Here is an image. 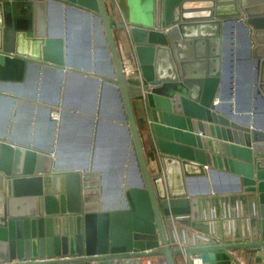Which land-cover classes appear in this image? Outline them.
I'll return each mask as SVG.
<instances>
[{
    "label": "water",
    "instance_id": "95a60500",
    "mask_svg": "<svg viewBox=\"0 0 264 264\" xmlns=\"http://www.w3.org/2000/svg\"><path fill=\"white\" fill-rule=\"evenodd\" d=\"M151 5L139 12V22L126 26L110 15L106 0L0 3V110L6 102L10 108L0 132V264L53 257L71 259L31 264H143L154 258L216 264L218 252L264 264V125L258 110L238 107L231 90L234 40L242 29L256 97L264 102V0H153ZM55 7L65 11L64 32L52 31ZM72 13L87 26L93 19L94 47L106 49L108 68L98 67V54L93 67L71 58ZM117 30L141 76L125 77ZM81 68L87 73L81 79L93 85L92 116L83 118L89 123L88 151L84 161L75 164L71 158L65 164L63 122L68 109L74 110L65 94L50 103L62 109L58 120L49 116L59 125L57 148L16 137L18 110L9 127L15 99L6 95L44 103L37 85L26 91L31 77L37 81L41 71L57 72L60 87L64 77L75 75L66 69ZM108 86L129 159L114 200L106 198L108 177L96 162ZM147 91L151 157L133 106L136 101L141 106ZM30 107L33 115L35 105ZM216 174L234 181L232 195L219 200L221 213L209 198ZM196 181H205V190H194Z\"/></svg>",
    "mask_w": 264,
    "mask_h": 264
},
{
    "label": "crops",
    "instance_id": "0c3cea01",
    "mask_svg": "<svg viewBox=\"0 0 264 264\" xmlns=\"http://www.w3.org/2000/svg\"><path fill=\"white\" fill-rule=\"evenodd\" d=\"M22 1H33L36 2L37 0H0L2 2H22ZM109 13L113 11V14L110 15L115 19L117 23L125 24L126 26H131L133 23L131 21L130 13L135 1L139 0H125L126 4L125 7H122L121 0H117L118 6L114 3V0H106ZM113 3L116 6V10H113ZM40 15H43L45 18V11L43 10V6H39ZM111 10V11H110ZM115 11V12H114ZM117 11V12H116ZM118 13V14H117ZM51 28L53 33H60L64 32L66 28V14L65 11L55 7L52 8L51 11ZM70 51H71V58L81 67L94 65L95 59L94 55L98 54V67L101 69H106L109 67L108 57L106 54V49L103 46L94 47V30H95V23L91 18L89 21V26H86L90 29V48L89 51L85 48V44H83L82 39L80 38L79 34L84 29V25L79 23L78 17H76L73 13L70 14ZM96 31H99L98 26H96ZM240 36L237 35L234 40V48L233 54L235 56L234 59V66H233V85L232 88L229 86V79L227 80V84L224 87V95L229 97L230 91L232 90V94L234 95L235 99H237L238 107L240 109H248L250 113H253L254 110H258L257 118L258 123L264 125V102L262 99L256 97L255 86H254V67L252 68L250 62L247 60V43H246V35L244 30L239 29ZM116 37L118 39V44L120 48V52L125 51L126 48L124 45L123 38H121L120 32L116 31ZM78 37V38H77ZM242 58V59H241ZM243 61L241 63L240 61ZM81 69H66V72L71 71V77H64L62 80V84L59 87V80L60 74L54 71H47V72H39L38 80L35 81L32 77L27 82V89L30 93L31 89L37 85L38 87V94L44 98L45 102L42 103L40 101H32L29 98L15 96L14 94H7L8 98H14L15 103L10 110V118L8 126L12 124L13 116L18 110V120H17V129L15 130L16 137L19 140L27 141L30 140L31 142H36L39 145L45 147H55L57 148V138L59 137V125L53 126L50 122V117L54 119L52 114H60L61 107L52 106L53 102L57 100L64 99V94L66 96V100L70 104L69 106L73 107L74 110L68 109L67 117L63 122V135H62V145H61V154L64 157V163L68 164L71 162V158H83L87 155L88 146H87V138L88 132L87 128L89 126L88 120L83 118H89L92 115L89 114L91 111V104L93 102V93L92 87L93 85L86 80L81 79L80 75H87L86 72L82 71ZM230 69L228 68L229 73ZM78 75V76H77ZM90 76L92 75L89 74ZM229 75V74H228ZM33 76V73L31 74ZM112 85V84H111ZM113 86V85H112ZM112 86L106 87L104 94L106 93H113ZM67 88V89H66ZM231 89V90H230ZM104 101L103 107H105L102 111L104 115L107 117V114L110 113L111 108L114 107L113 102ZM22 104L18 106V104ZM6 105L3 106L0 110V132L2 130V124L5 122L7 115L9 113V106L7 102ZM24 104V105H23ZM34 104L35 109L32 110L30 105ZM18 107V109H17ZM70 107V108H71ZM110 109L109 112L106 109ZM49 109L51 111H49ZM107 112V114H106ZM75 115V116H74ZM50 116V117H49ZM79 116V117H76ZM59 118V116H58ZM55 119V120H58ZM103 119V118H102ZM107 119V118H104ZM103 119V120H104ZM16 124V125H17ZM28 126V127H27ZM111 138L107 140H103L100 145L97 147V154L101 151L107 149L111 142ZM92 151V148L90 149ZM92 153V152H91ZM234 181L223 174H216L215 175V190L210 194L209 198L216 200L218 211L221 213V204L220 201L224 197H229L232 195V190ZM192 188L194 190H205L206 182L205 181H196L192 184ZM109 200H114L117 196L113 194H109L107 197ZM148 261V260H147ZM238 262L234 260L230 255L225 252H218L216 253V264H246L245 261L240 260ZM151 262L153 264H158L157 259H152ZM143 264H146V260Z\"/></svg>",
    "mask_w": 264,
    "mask_h": 264
},
{
    "label": "rangeland",
    "instance_id": "374dc122",
    "mask_svg": "<svg viewBox=\"0 0 264 264\" xmlns=\"http://www.w3.org/2000/svg\"><path fill=\"white\" fill-rule=\"evenodd\" d=\"M152 1L153 0H139L135 1L133 4L135 7L132 8L130 13V19L132 22H139V12L144 10L145 8H152ZM132 3V0H131ZM84 25V29L79 34L80 38L83 41V44H85V48L88 49L90 47V29L87 28L85 21L81 23ZM78 38V37H77ZM242 59V58H241ZM243 63V61H240ZM114 100L112 93H106L104 94V101H110ZM91 108V107H90ZM105 107H103L104 109ZM102 109V110H103ZM108 110V111H107ZM107 112L110 111V109H106ZM106 112V114H107ZM54 114H52L53 116ZM58 115V114H57ZM60 116V114L58 115ZM119 117L120 114L117 111L115 105L111 108L110 113L107 114V119H102V122L99 126V133L97 134L98 142L101 143L103 140H107L108 138H111V142L106 150L101 151L96 155V162L100 166H102L105 170V174L108 177V192L109 194H113L117 196L119 194V191L121 189V176L125 169L129 168L128 161L129 159H126L125 157V149L127 148V140L125 138V130L124 127L119 123ZM85 159L81 158H75L72 160L73 163L77 164ZM132 182V178L130 179ZM124 187V186H123Z\"/></svg>",
    "mask_w": 264,
    "mask_h": 264
},
{
    "label": "built area",
    "instance_id": "2783aa9c",
    "mask_svg": "<svg viewBox=\"0 0 264 264\" xmlns=\"http://www.w3.org/2000/svg\"><path fill=\"white\" fill-rule=\"evenodd\" d=\"M114 3L116 4L117 7H119L117 0H114ZM120 53H121L123 73H124L125 77L131 78L134 76H141V70H140L139 65L137 64V61L135 59L131 58L130 56H128L127 52H125V51L120 52ZM148 92L149 91L143 92V96L140 99V104L142 106L141 108H142L143 114H144V108H145L144 105H145L146 95L148 94ZM53 116H54L53 117L54 119L58 118L57 114H54ZM144 117H145L146 123H148L145 115H144ZM70 259H71V257L37 258V259L23 260V261H20V263L21 264L47 263V262L67 261ZM154 259H156V258H154ZM147 260H146V264H153V262H151L152 259H147ZM157 262H158V264H166L165 261L158 259V258H157ZM185 262H187L186 259H185ZM194 264H202V263H201V260L194 259Z\"/></svg>",
    "mask_w": 264,
    "mask_h": 264
},
{
    "label": "trees",
    "instance_id": "16d2710c",
    "mask_svg": "<svg viewBox=\"0 0 264 264\" xmlns=\"http://www.w3.org/2000/svg\"><path fill=\"white\" fill-rule=\"evenodd\" d=\"M125 4H126V1L125 0H121L122 7H125ZM112 6L114 8L113 10L117 9L114 3H113ZM110 13L113 14V11L110 12ZM133 106H134V111H135V116H136V119H137L138 127H139V130H140V134H141V137H142V140H143L144 148H145L146 153L148 154V156L151 157L152 156V149H151V145H150V142H149L147 123L145 121V117H144L142 108H141V106L139 105V103L137 101L133 103Z\"/></svg>",
    "mask_w": 264,
    "mask_h": 264
},
{
    "label": "bare ground",
    "instance_id": "6f19581e",
    "mask_svg": "<svg viewBox=\"0 0 264 264\" xmlns=\"http://www.w3.org/2000/svg\"><path fill=\"white\" fill-rule=\"evenodd\" d=\"M28 127V126H27Z\"/></svg>",
    "mask_w": 264,
    "mask_h": 264
}]
</instances>
